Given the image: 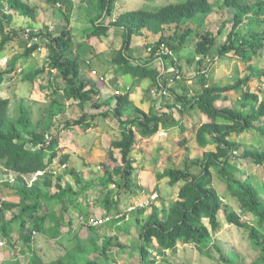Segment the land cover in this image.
I'll use <instances>...</instances> for the list:
<instances>
[{"label": "trees", "instance_id": "obj_1", "mask_svg": "<svg viewBox=\"0 0 264 264\" xmlns=\"http://www.w3.org/2000/svg\"><path fill=\"white\" fill-rule=\"evenodd\" d=\"M44 2L52 8L71 4L68 0H44ZM89 3L95 17L91 21L86 39H103L108 37L111 29H122V45L119 50L112 53L111 65L117 68L120 77L132 75L137 81L149 80L152 88L162 77V70L153 66L159 46L163 45L172 52L178 53L194 32L193 28L202 29L214 10V5L208 0H186L179 4L166 5L156 12L126 11L117 15L114 22L107 25L104 21L111 17L115 0H89ZM5 4L10 11L21 17L33 22L36 19L35 7L29 3V0H0V52L13 36L18 34L12 27L13 16L3 11ZM221 7L232 9L234 13L233 17L224 21L218 29L219 33L225 28L228 29L226 39L217 51L218 55L223 57L233 53L244 63H250L253 55L263 46L264 32L261 29L264 26V1L248 5L240 0H222ZM186 24L188 26L184 30L179 29ZM227 24H230V27H227ZM171 25L176 27L173 40L161 36L157 43L151 45L153 52L146 61L131 58L130 47L133 36L138 35L143 29L161 33L165 26ZM37 35L49 41L47 43L51 53L49 63L44 68L24 74L23 80L33 82L38 76L45 74L46 67L57 71L55 80L60 79L63 83L61 94L68 102H75L79 110V117L73 123H65L64 127L80 126L87 130L92 127L90 121L109 116L118 122L119 132L110 143L106 156L111 169L105 171L99 182L103 190L109 191L104 199L108 214L111 210L109 203H113L114 207L118 206L119 198L132 186L135 171L132 152L136 145V137L145 139L154 136L163 123L166 124L171 120L172 114L169 112V115H164L165 113L161 114L158 109L152 108L146 113L139 108H133L130 88H126L124 92L114 88L109 95L105 94L103 92L105 77L95 71L85 76L82 63L84 62L89 69L86 57L71 56L73 36L69 28L62 30L55 37L47 30H39ZM22 42L23 56L28 58L36 51L37 46L27 48L26 43L23 40ZM214 42L215 38L201 39L196 45V54L211 55ZM167 57H162V60ZM14 63L13 61L12 67ZM250 70L257 71L256 74L264 78V68L253 67ZM6 74V71L0 70V86L5 82ZM251 76L248 75L225 87L213 84L207 87L202 85L201 92L191 98L186 95L176 97L172 105L180 104L181 113L198 110L197 112L201 114L202 122L195 132V142L199 148L204 149V153L198 161L200 171L197 174L187 168H168L156 175L158 180L167 179L170 186L179 183L181 185L176 201L167 209L166 217H161L164 212L162 209L152 205L146 221L140 226L138 236L140 264H157L156 259L150 257L149 246L153 241H156L160 249L158 254L163 257L164 264H169L165 259V253L176 254L179 245H195L208 257L211 251H214L223 264H236L235 252L229 248L224 251L219 243L215 242L214 234L221 228L220 215H223L227 224L245 231L252 246L259 250V257L251 264H264V193H260L248 177L246 180L237 177L242 171L241 167L237 166L239 161L264 168V151L244 148L240 154H237L238 144L231 140L233 135L239 136L251 130L264 137V125L262 128L256 126V123L264 122V99L242 87H247ZM51 86L49 82L48 89ZM237 90L240 93L239 102L233 104L228 94ZM57 93L56 89L52 91L53 95ZM53 99L56 103L57 99ZM20 105H18L19 116L12 119L9 115L10 100L0 97V167L16 176L13 183L6 182L4 186L8 187L17 198L16 201L0 202V238L12 244L11 235L16 231L21 252L23 254L27 252L28 256L24 260L16 258L3 264H101L90 259V256L101 251L106 258L112 246L123 249L117 242L113 245L111 238L99 241L98 238L84 240L75 237L77 240L71 247L66 248L62 255L49 262H45L33 249L31 243L37 235L57 240L63 236L64 227L72 232L73 221L65 217L70 205L66 206L64 200L65 197L74 196V193L71 186L59 189L53 195L49 193L51 173L47 168L56 157L59 135L48 136L32 129L28 124V116L23 113ZM92 110L97 112L94 113ZM181 118L182 115L175 123L169 125L170 128L181 127L182 125L179 124ZM186 144L185 138L178 142L182 147ZM208 146H212L213 149L205 151ZM115 153H118L120 159L116 158ZM236 157L238 160L233 162L232 159ZM212 170L217 172L226 186L228 195L226 201L235 200L242 214L251 215L256 219L258 228L242 221L241 213L230 211L228 205H224L225 198L219 194L214 185ZM38 173L41 174L37 175ZM87 190V186L83 187L79 193ZM115 193L117 197L119 196L118 200L115 197L110 200L111 195ZM156 194L157 198L151 201V204L158 199L157 191ZM57 203L58 211L54 207ZM73 208L82 210V207L78 206ZM81 218L82 221H87L86 217ZM46 223L49 225L46 226Z\"/></svg>", "mask_w": 264, "mask_h": 264}, {"label": "rangeland", "instance_id": "obj_2", "mask_svg": "<svg viewBox=\"0 0 264 264\" xmlns=\"http://www.w3.org/2000/svg\"><path fill=\"white\" fill-rule=\"evenodd\" d=\"M68 1H70L71 4L52 8L47 5L44 0H29V3H31L36 10L35 21L33 22L31 20V22L29 20L31 27L41 31L53 27L51 35L55 37L61 33L62 30L69 28L70 18L72 14H75V16L77 15L76 19L79 18L75 21V27L79 29L77 35H80V42L83 43V40H86L88 32L85 30L83 31L84 24L86 23L84 21L85 17L86 15L93 14L94 11L90 8L91 4L89 0H87L88 3L83 0H74V2L71 0ZM184 1L186 0H119V2L117 1V4L114 5L113 12L115 14L130 10L156 12L166 5L179 4ZM208 1L214 5V10L207 18L206 25L202 29L193 28L194 32L187 39L185 43L186 46L184 45L185 47L183 46L178 53H174L168 49L171 55H169L165 61H168L171 66L176 65L175 67L186 77H193L191 86L193 96L201 92L202 85L205 87L206 85L213 84L218 87H225L233 85L237 80H241L248 75H252L247 82V87H242L251 93H257L260 99H264V78L258 76V74H256L257 71L250 70V68L253 67L257 69L264 68V36L262 37V48L253 55V59L250 63H244V61L233 53L221 57L218 55L217 51L222 47L228 34V29L225 28L221 33H219L218 29L224 21H228L233 17L234 11L232 9L222 8V0ZM240 1L248 5H253L264 0ZM18 19L19 18H17V20ZM23 19L21 18L19 21L16 20L13 24L14 26H20L15 28L18 34L13 36L11 40L13 46H10L11 43L9 44L13 50L14 48H17V50L24 49L20 35L21 29L26 24ZM38 25L41 27H38ZM86 26L88 25L86 24ZM186 26H188V24L179 27V29L184 30ZM227 27H230V24H227ZM175 29L176 27L174 25L166 26L162 32L163 37L168 40H173L175 38ZM261 30L264 32V26ZM149 35L151 39L155 40L158 33L149 30ZM206 37L209 40L215 38V42L212 46V53L209 55L212 65L208 76L204 77L198 74L200 64H197L195 60L202 55L196 54L195 51L197 43ZM153 40L146 39V42L142 45L139 44L140 46H138V48H143L142 51L147 55V48L157 43ZM45 46L47 47L48 44L46 43ZM44 53L37 54L35 58L30 57L33 59L30 61L29 57L25 58L23 56L24 53L21 54L19 62H21L20 69H22V72L17 73L14 68L9 75L10 80H8L9 76L5 77L4 85L0 87V97L10 100L9 115L12 119H16L19 116L18 105L21 104L20 106L23 108V113L28 116V124L32 129H35L39 133L47 134L48 136L59 135L56 157L47 168V171L51 173L49 193L53 195L57 193L59 189H65L67 186H71L74 196L65 197L64 203L66 206L70 205L66 212V216L73 218L75 224L74 230L77 231V234L84 240L98 238V240L101 241L105 238H111L113 245L117 242L123 247V249L120 250L115 248V246L113 247L111 244L112 247L106 258L101 251H97L90 256V259L101 264H140L138 252L140 226L146 221L152 205L162 209L164 212L161 217H166L167 209L171 203L176 201V193L181 185V183H179L170 186L168 185V180H158L156 175L161 173L164 169H184L185 167L187 168V166L190 172L197 174L200 171L198 161H200L199 159L202 157L203 150L196 144L195 135L191 131H189V133H187L188 131L184 133L186 138H190L187 139L190 143L187 141V144L189 143L187 146H179L177 140L182 138V133L180 130L178 131V128H175L177 132L174 131V134H169V136L172 137H169L170 139L166 142L167 145L165 143H159L157 133L155 134V139L150 140L136 137V145L132 152V158L134 160L133 167L135 170L132 177V186L130 190L120 198L119 196L117 197L116 193L111 195L110 200L115 197L117 200L119 198L120 201H118L119 205H116V207L110 202L111 210L110 213L107 214V204H105L104 199H106L109 191L103 190L99 182L105 171L111 169V165L106 156L110 143L116 138L119 132L118 122L113 117L109 116L108 118L90 121L92 127L87 130H84L80 126L65 128V123H73L79 117V110L76 103L73 101H70L69 106H66V102L68 101L65 100L63 94L60 92L63 85V83L60 82L61 80H55L56 76L46 71V68L44 71L45 76L42 74L31 83L23 80L24 74L47 66L51 53L47 51L46 56H43ZM162 56L164 57L165 55ZM144 58H148V55ZM41 59H43V62H41V64H43L40 66ZM30 62L34 65L26 66V64ZM157 65L158 64L153 63L154 67H157ZM93 66L97 68L96 62ZM85 67L86 65L83 62L82 69ZM86 74L87 72L84 75ZM47 78L50 79L46 81ZM133 78L132 75H127L123 78L122 83H125L127 80L131 81ZM49 82H52L55 87L52 85L50 89H47ZM185 84V81L179 83L178 89L184 87ZM149 85L145 86L141 91V96L146 100L147 105L149 99H151L149 90H151L152 85ZM137 86L136 84L134 88ZM55 89L58 93L53 95L52 91ZM177 96L179 95L176 94V97ZM228 97L233 104H238L240 93L237 90L229 93ZM53 98L57 99L56 103L53 102ZM153 101H156L153 108L157 106V103L159 104V113L169 115L168 113L170 112V114H172L171 117H174V119H172L173 123L181 117L182 108L181 110H177L172 105L175 101V97ZM147 105H144L146 110ZM170 107H173V109ZM92 112L96 113L97 111L92 110ZM169 125L170 122L166 124L163 123L161 128H170ZM263 125V122L256 123V126L260 128H262ZM231 140L236 141L238 144L236 149L237 154H240L244 148L258 152L264 151V137H260V134L253 130L239 136L233 135ZM212 148L213 147L210 146L206 149L210 151ZM115 156L116 158L119 157L118 153H115ZM118 159H120V157ZM232 160L235 162L238 160V157ZM237 166L241 167L242 170L237 177L242 180H246L248 177L258 191L264 193V168L242 161H239V165ZM212 172L214 185L219 194L225 198L224 205H228L230 211L241 213L239 205L235 200L226 201L228 196L227 189L225 188L226 186L218 177L217 172L215 170H212ZM15 179L16 176L14 174L7 173L0 167V202L5 200H17L10 189L4 186L6 182L13 183ZM86 186L88 190L84 193H79V190H82V188ZM156 191L159 197L151 204V201L148 199H151L153 196L156 197ZM147 202L148 204L145 205ZM73 206L82 207V210L80 211L77 208H73ZM54 207L58 211L59 204H55ZM240 215L242 221L248 223L252 227H259L256 219L251 215L242 213ZM82 216L86 217V222L82 221ZM8 218L7 216V219ZM101 219L111 220L109 222L104 221L102 224H96L100 222ZM219 221L221 228L214 234L215 242H218L224 251H227L229 248L235 252L236 264L253 263L259 257V250L252 246L248 234L233 225L227 224L223 215L219 216ZM46 225H49V223H46ZM62 230L65 233V237L68 238L71 236V232H69L67 227H64ZM16 237L17 233L15 231V233L11 235V240L14 241ZM1 240L2 238H0V241ZM69 242L70 241L66 243L68 248L72 245V243ZM49 243L50 242L44 239L39 240L37 252L45 261L56 259L58 257L57 254L55 255L56 251L62 252L59 243L53 247H51ZM149 249L150 257L155 258L157 264H164L163 257L158 254L160 249L156 241L150 244ZM165 259L169 264H223L214 251H211L210 257H208L202 254L195 245H179L177 253L170 254L166 252Z\"/></svg>", "mask_w": 264, "mask_h": 264}, {"label": "crops", "instance_id": "obj_3", "mask_svg": "<svg viewBox=\"0 0 264 264\" xmlns=\"http://www.w3.org/2000/svg\"><path fill=\"white\" fill-rule=\"evenodd\" d=\"M71 1L74 2V0H71ZM83 1L87 2V0H83ZM117 1L119 2V0H115L114 5L117 4ZM123 12H126V11H123ZM11 15L13 16V21H12L13 28L15 29L16 27H20V26H17V25L14 26L13 24L16 22L17 18H19V19L22 18L23 19V17L19 16L17 13H14V12ZM117 15H119V14L118 13L115 14L114 12H112L111 17L106 18L104 23L108 25L109 23L114 22V19H115V17ZM76 16H75V14L74 15L72 14V17L70 18V23H69V29L72 31V36H73V40L72 41H74L73 42V46L71 48V56L75 57L77 55H81L82 57H86V64L89 66V69H87L86 67L83 69V73L87 72V74L85 76L89 75V73L91 71H95L98 75H101L102 77H105V79H104L105 82L103 81L105 83V86L103 87V89H104L103 92L105 94H107V95H109L111 93V90H113L114 88L117 89V90H120V92H124L126 88H130L129 92H131L130 98H131V100L133 102V108H139V109L143 110L146 113L151 108L154 109V110L159 109V104L158 103H157V106H155V108H153V105L156 104L155 103L156 101L154 102L153 100L149 99V102H148V105H147L146 100H144L143 96H141L142 95L141 94L142 89L145 86H148L149 84H151L150 81H148V80L137 81V80L133 79L131 81L127 80V81H125V83H122L124 77H120L118 75L117 68L115 66L111 65L110 59H111L112 53L114 51L119 50L121 45H122V37H123L122 29H111V31L108 34V37H106V38L99 39V40L97 38H92V39H89V40H87V39L85 40L84 39L83 40L84 42L82 43V42H80V35H77L78 34L77 31H79V29H76V27H75V21H77L79 19V18L76 19ZM94 17H95V14L86 15L85 20H84L86 23L84 24L83 31L84 30L85 31H90L91 21H92V19H94ZM19 19L17 21H19ZM23 20H25V23L27 24V25L25 24L24 27H28L29 26V28H32L31 27V23H29L31 21L30 19H28V18L25 19L24 18ZM86 24L88 26H86ZM38 27H41V26L38 25ZM161 36H163L162 32L158 33V35H157L155 40L151 39V36L149 35V30L148 29H143L138 35L133 36L132 37V41H131V47H130V50H131L130 56H131V58L134 59V60H137V59L138 60H144L145 59L144 57H147V55H146V53H144L142 51L143 48H138V46L144 44L146 42V39H150V40H153V41L157 42L160 39ZM10 43H11L10 46H13V42L9 41L6 44V46L4 47V49L0 52V70L7 72L5 77L6 76L8 77L10 75V73H12L10 71V69H14L15 68L16 72L18 70H21V72H22V69H20L21 62H19L20 61L19 58H21L20 55L23 54L22 51L24 52V50L23 49L22 50H20V49L17 50V48H14V50H13V48L9 46ZM47 51H49V50L45 46L44 50H42L41 52H36L34 54V56L30 55L29 58L30 57L31 58H35L37 54L44 53V52L45 53H44L43 56H46V52ZM140 55H142V56H140ZM138 56H139V58H138ZM140 57H142L143 59L140 58ZM3 58H6L8 60L6 64H4L2 62ZM31 58L29 59V61L33 60ZM13 61L14 62L16 61V62L14 63L15 65L12 67ZM41 62H43V59H41V61H40V66L43 64V63L41 64ZM95 62H96L97 68H94V66H93ZM37 64H39V63H37ZM164 64H165L166 67H168L170 65L168 63V61H165V60H164ZM33 65L34 64H32V62L26 64V66H33ZM46 71H48L47 67H46ZM51 74L57 76V73L56 74L51 73ZM43 76H45V74H43ZM164 78H165L164 76L161 77L162 80H164ZM49 79L50 78H47L46 81L49 80ZM52 79H53V77H52ZM8 80H10V76H9ZM51 84L54 87V84L52 82H51ZM136 84L138 86L136 88H134V86ZM178 84L179 83H177L176 86L173 88V92L175 93V95H174L175 99H176V94L179 95V97L183 96V95H186L188 98L193 97V95H192L193 94V90L191 89L192 85H188V84L186 85L185 84V86L182 87L183 89L182 88L178 89ZM3 85H4V83L0 87H2ZM120 87H122V88H120ZM179 92H181V93H179ZM174 97H172V98H174ZM1 98H3V97H1ZM157 101H160V100H157ZM145 104L147 105V110L144 108ZM149 104H150V106H149ZM66 106H69V102H66ZM171 109H172V107H171ZM192 111H188V112L184 111V112H182L181 113L182 118H181L180 123H179L182 126L181 127L180 126H176V127L165 129V130L168 131V137L164 138L166 140L157 137L159 139V143L160 144H163V143L166 144V142L172 137V136L170 137L169 134L172 135V134H174V131H176L175 128H178V131L180 130V132L182 133V136H181L182 138L178 139L177 142H179L180 140L186 138L184 133H186L187 131H188L187 133H189V131H191L195 135L196 130L198 129L199 125L202 122V117H201V114H199V112H197L195 110H192ZM172 119H174L173 116L171 117V120H169L170 124L173 123ZM147 139H149V140L150 139H155V135L150 137V138H147ZM187 139H190V138H186V140ZM173 142H175V141H173ZM188 142L190 143V141H188ZM188 144H186V146ZM208 147H210V146H208ZM202 150H203L202 152L204 153V149H202ZM206 150L207 149H205V151ZM187 169H188V166H187ZM163 180H167V179H163ZM176 195H177V193H176ZM65 217L66 218L69 217L73 221V224H72V229L73 230L71 232V236L67 238V237H65V235H64L65 233L63 232L64 234H63V236L61 238H59L57 240H50V239H48V238H46V237H44L42 235H40V236L37 235L34 238L33 242L31 243V245H32L33 249L35 250V252L37 251V249L39 247V240L44 239L45 241L50 242L49 244L51 245V247H53L54 245L56 246L57 243L60 244L62 252L56 251V253H55V255L57 254V256H60V255L63 254L65 249L68 248L66 246V243H68V241H70L69 243L73 244V242L77 240V239H75V237L81 238L79 236V234H77V231L74 230L75 229L74 228L75 224H74L73 218L70 217V216H65ZM46 226H48V225H46ZM71 238H74V239H71ZM1 241H3L5 243V245L3 247H0V264H3L5 262L13 261L16 258H18L19 260H24L25 257L28 256L27 252L25 254H23V252H21V250H22L21 249V244H20V241L18 240L17 237H16V239L14 241L11 240V243L13 244V246H12V244H10L6 240L2 239ZM51 258H53V257H51ZM52 260H54V259H51L50 261H52ZM44 261H45V259H44ZM45 262H49V261H45Z\"/></svg>", "mask_w": 264, "mask_h": 264}, {"label": "built area", "instance_id": "obj_4", "mask_svg": "<svg viewBox=\"0 0 264 264\" xmlns=\"http://www.w3.org/2000/svg\"><path fill=\"white\" fill-rule=\"evenodd\" d=\"M58 7H60V5H58ZM4 13H9L12 14L13 12L10 11L7 7V5H4V9H3ZM53 27H49L47 28V32H52ZM37 29L34 28H29V27H23L20 31V35L22 40L26 43V47L30 48L34 45L37 46V49L34 53L31 54V56H34V54L36 52H41L42 50L45 49V44L48 43V39L47 38H43V37H39ZM170 50V49H169ZM168 50L167 47H164L163 45L159 46V48L157 49L156 53H155V63L158 64L157 67L162 70V77L164 76V80L160 79L158 81V83L150 90L149 94L151 96L152 100H162L163 98H172L174 97L175 93L172 92L173 88L176 86L177 83H181L183 81H185L186 84L188 85H192L193 81V77H186L183 73H181L174 65L171 66L169 65L168 67L165 66L164 64V60H162V55L165 56H169L171 55L170 51ZM153 52V47L149 46L147 48V55L148 58H145L143 61H146L149 59V57H151V54ZM196 63L200 64V70L199 73L200 75L207 77L208 73L210 71V67H211V61H210V57H197L196 59ZM7 59L3 58L2 62L4 64L7 63ZM158 61V63H157ZM47 70L51 73L56 74L57 71L53 70V69H49L47 68ZM17 73H21V70H18ZM207 87V85L205 86ZM62 93V92H61ZM257 94V93H254ZM174 107L177 110H181L182 106L178 103L174 104ZM169 114V113H168ZM132 130L134 131V128H132ZM157 136L159 138H167L168 137V131L165 129L160 128V130L157 132ZM41 173H38L37 175H39ZM32 181L34 180L33 178L31 179ZM156 197H151V199L149 198L148 200L153 201L155 200ZM148 202L145 204L147 205ZM109 219H101L100 222L96 223V224H102L104 221H108ZM95 224V225H96ZM33 234H35L33 232ZM5 245V243L3 241H0V247H3Z\"/></svg>", "mask_w": 264, "mask_h": 264}, {"label": "clouds", "instance_id": "obj_5", "mask_svg": "<svg viewBox=\"0 0 264 264\" xmlns=\"http://www.w3.org/2000/svg\"><path fill=\"white\" fill-rule=\"evenodd\" d=\"M264 123V122H263Z\"/></svg>", "mask_w": 264, "mask_h": 264}]
</instances>
